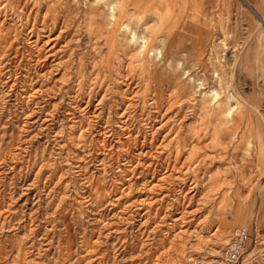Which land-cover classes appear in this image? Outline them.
<instances>
[{
  "label": "rangeland",
  "instance_id": "rangeland-1",
  "mask_svg": "<svg viewBox=\"0 0 264 264\" xmlns=\"http://www.w3.org/2000/svg\"><path fill=\"white\" fill-rule=\"evenodd\" d=\"M263 19L264 0H0V264H177L241 225L264 264Z\"/></svg>",
  "mask_w": 264,
  "mask_h": 264
},
{
  "label": "bare ground",
  "instance_id": "bare-ground-1",
  "mask_svg": "<svg viewBox=\"0 0 264 264\" xmlns=\"http://www.w3.org/2000/svg\"><path fill=\"white\" fill-rule=\"evenodd\" d=\"M2 2V1H1ZM24 2V1H23ZM19 3V2H18ZM21 3V2H20ZM19 3V4H20ZM58 3V2H57ZM44 4V3H43ZM50 4H51V2H50ZM52 5V4H51ZM57 6H59V5H57ZM117 6H118V4H113V3H108V9H109V24L111 25L110 27H111V32L113 31V29L114 28H116L117 27V25H118V22H120V20H115V11H116V9H117ZM42 7H45V4H44V6H42ZM49 7V6H48ZM54 7V6H53ZM19 8H20V6H19ZM22 8V7H21ZM46 8H47V6H46ZM50 8V7H49ZM51 8H52V6H51ZM55 8V7H54ZM28 9V8H27ZM64 9V8H63ZM48 10V9H47ZM56 10V9H55ZM42 11H43V9H42ZM51 12H52V10H50ZM54 11V10H53ZM26 12V11H25ZM41 12V11H40ZM45 12V11H44ZM48 13V12H47ZM49 16H51V15H49ZM64 16V15H63ZM2 17V16H1ZM27 17V16H26ZM18 18V17H17ZM4 19V18H3ZM11 19V18H10ZM47 19V18H46ZM25 20V19H24ZM264 20V19H263ZM3 21V20H2ZM50 21H51V19H50ZM61 23V22H60ZM59 23V24H60ZM58 24V25H59ZM39 25V24H38ZM41 25V24H40ZM45 25V24H44ZM122 25H123V28L124 29H129L128 28V21H123V23H122ZM29 26V25H28ZM31 26V25H30ZM46 26V25H45ZM41 28V27H40ZM53 28V27H52ZM31 30H32V28H31ZM42 30H44V29H42ZM45 30H46V28H45ZM44 30V31H45ZM65 30V29H64ZM100 30H101V28H100ZM44 31H42V32H44ZM49 31V30H48ZM33 32V31H32ZM110 31H109V33H111ZM38 34V33H37ZM43 34V33H42ZM39 35V34H38ZM58 35V34H57ZM169 36V35H168ZM44 37H46V36H44ZM56 37V36H55ZM59 37V36H58ZM132 38H134L135 37V35L134 36H131ZM56 39H57V37H56ZM52 40H54V39H52ZM41 41V40H40ZM61 46V45H60ZM40 47V46H39ZM37 48V47H36ZM58 48V47H57ZM162 48V47H161ZM216 48V47H215ZM47 49V48H46ZM155 51V54H156V57H158V58H160V59H162L163 57H164V55H165V51H163V50H160L159 48H155L153 51H150V53L152 54V52H154ZM216 51V50H215ZM225 53V52H224ZM185 54V53H184ZM224 56H225V54H222L221 56H220V62L218 63V64H216L217 65V68L218 69H225V66H224V64H222V62H221V60H222V58L224 59ZM56 60V59H55ZM177 63H176V66L178 67V68H182V63H183V61L181 60V59H176L175 60ZM60 65H62V64H60ZM65 73V72H64ZM182 80L180 79V81L182 82L181 83V87H180V89H181V91L182 90H184V92L185 93H188V94H190L191 92L189 91L191 88H195V90H198L199 91V89L201 88V86L203 85V83H201V81H197L196 79H195V77H194V75L192 74V73H190V69L189 68H187V67H183V70H182ZM214 76H215V78H219V80H222L223 81V79H222V76L221 77H219V75H218V73H215L214 74ZM179 81V82H180ZM224 83H225V81H224ZM228 100H231V99H234V96H233V94L231 93L230 94V92L228 93ZM226 98V97H225ZM212 103H213V106H212V108H211V110H210V112H213V114L211 115V117L214 119V118H218V121L221 123L222 121H224L226 118H230V119H232V125H235V119L236 118H234V112H233V105H225V107H224V103H223V100L218 96V93L216 92V90H215V92H213V100H212ZM210 115V114H209ZM211 118V119H212ZM262 119H264V115L262 116ZM228 123H230V122H228Z\"/></svg>",
  "mask_w": 264,
  "mask_h": 264
},
{
  "label": "built area",
  "instance_id": "built-area-1",
  "mask_svg": "<svg viewBox=\"0 0 264 264\" xmlns=\"http://www.w3.org/2000/svg\"><path fill=\"white\" fill-rule=\"evenodd\" d=\"M249 228L245 225L236 226L230 233L226 244L215 257L196 256L177 264H260L257 257L245 259L246 248L250 240Z\"/></svg>",
  "mask_w": 264,
  "mask_h": 264
}]
</instances>
